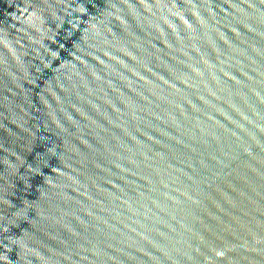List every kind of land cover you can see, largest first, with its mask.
<instances>
[{"label":"water","instance_id":"95a60500","mask_svg":"<svg viewBox=\"0 0 264 264\" xmlns=\"http://www.w3.org/2000/svg\"><path fill=\"white\" fill-rule=\"evenodd\" d=\"M0 264H264V0H0Z\"/></svg>","mask_w":264,"mask_h":264}]
</instances>
